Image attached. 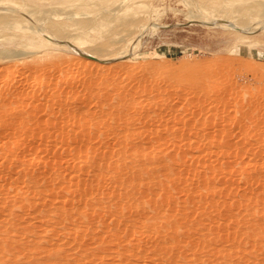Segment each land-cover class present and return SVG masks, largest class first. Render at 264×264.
<instances>
[{"label": "rangeland", "instance_id": "374dc122", "mask_svg": "<svg viewBox=\"0 0 264 264\" xmlns=\"http://www.w3.org/2000/svg\"><path fill=\"white\" fill-rule=\"evenodd\" d=\"M0 264H264V0H0Z\"/></svg>", "mask_w": 264, "mask_h": 264}, {"label": "bare ground", "instance_id": "6f19581e", "mask_svg": "<svg viewBox=\"0 0 264 264\" xmlns=\"http://www.w3.org/2000/svg\"><path fill=\"white\" fill-rule=\"evenodd\" d=\"M93 57H94V56H93ZM94 58H96V57H94ZM199 86H200V85H199ZM196 89H197V88H196ZM196 89L194 90V88H193V90H194L195 92H197ZM220 94H221V93H220ZM190 95H191V94H190ZM228 104H230V103H228ZM257 126H258V125H257ZM251 130H252V129H251ZM227 156H228V155H227Z\"/></svg>", "mask_w": 264, "mask_h": 264}, {"label": "water", "instance_id": "95a60500", "mask_svg": "<svg viewBox=\"0 0 264 264\" xmlns=\"http://www.w3.org/2000/svg\"><path fill=\"white\" fill-rule=\"evenodd\" d=\"M94 58V57H93Z\"/></svg>", "mask_w": 264, "mask_h": 264}]
</instances>
